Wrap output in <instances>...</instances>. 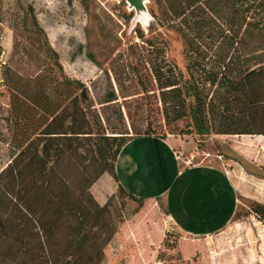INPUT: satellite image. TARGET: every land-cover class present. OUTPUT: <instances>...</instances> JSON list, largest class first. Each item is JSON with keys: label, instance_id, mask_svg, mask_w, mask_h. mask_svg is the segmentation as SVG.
Here are the masks:
<instances>
[{"label": "trees", "instance_id": "16d2710c", "mask_svg": "<svg viewBox=\"0 0 264 264\" xmlns=\"http://www.w3.org/2000/svg\"><path fill=\"white\" fill-rule=\"evenodd\" d=\"M154 3L188 60L182 84L171 78L162 86L165 110L189 113L202 136L264 135V0ZM3 53L0 43V96L9 94L14 136L0 171V264H105L115 191L136 212L154 200L122 186L118 156L137 138L166 137L109 126L83 82L51 64L25 75L3 63ZM108 95L106 103L116 99ZM250 207L264 223V203Z\"/></svg>", "mask_w": 264, "mask_h": 264}, {"label": "rangeland", "instance_id": "374dc122", "mask_svg": "<svg viewBox=\"0 0 264 264\" xmlns=\"http://www.w3.org/2000/svg\"><path fill=\"white\" fill-rule=\"evenodd\" d=\"M146 7L139 14L128 0H0L2 62L31 76L57 65L89 88L109 126L132 136L182 137L186 165L212 156L234 184V217L202 234L168 222L165 198L136 212L137 204L115 191L105 264H264V223L250 207L264 203V135L202 136L189 113L165 110L162 86L171 78L182 84L188 60L181 35L159 17L154 0ZM110 92L116 99L106 103ZM9 101L8 93L0 96V171L13 152Z\"/></svg>", "mask_w": 264, "mask_h": 264}, {"label": "crops", "instance_id": "0c3cea01", "mask_svg": "<svg viewBox=\"0 0 264 264\" xmlns=\"http://www.w3.org/2000/svg\"><path fill=\"white\" fill-rule=\"evenodd\" d=\"M183 142L182 137L137 138L119 154L117 175L135 196L165 198L168 222L183 232H215L234 217V184L212 156L186 165Z\"/></svg>", "mask_w": 264, "mask_h": 264}, {"label": "water", "instance_id": "95a60500", "mask_svg": "<svg viewBox=\"0 0 264 264\" xmlns=\"http://www.w3.org/2000/svg\"><path fill=\"white\" fill-rule=\"evenodd\" d=\"M132 8H135L139 14L147 11L146 0H128ZM140 21V20H139Z\"/></svg>", "mask_w": 264, "mask_h": 264}]
</instances>
